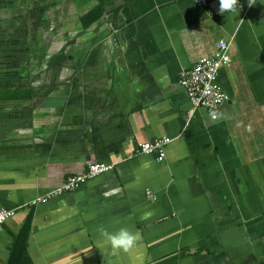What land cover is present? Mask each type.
Returning a JSON list of instances; mask_svg holds the SVG:
<instances>
[{"label": "crops", "instance_id": "1", "mask_svg": "<svg viewBox=\"0 0 264 264\" xmlns=\"http://www.w3.org/2000/svg\"><path fill=\"white\" fill-rule=\"evenodd\" d=\"M239 3L0 0V264L22 231L33 264H264V0ZM221 39L231 98L189 116L181 72ZM163 136V161L135 155ZM125 226L142 239L113 252L99 228Z\"/></svg>", "mask_w": 264, "mask_h": 264}, {"label": "built area", "instance_id": "2", "mask_svg": "<svg viewBox=\"0 0 264 264\" xmlns=\"http://www.w3.org/2000/svg\"><path fill=\"white\" fill-rule=\"evenodd\" d=\"M200 6H207L209 0H194ZM230 42L221 39L217 42L215 51L212 55L201 58L192 67L182 70L179 84L186 90L191 102L192 109L189 111L191 116L198 109H206L209 116L213 119L218 117L219 107L231 96L221 87L218 77L222 67L230 61L229 57ZM172 139L167 136L157 137L149 142L141 143L135 150V155L158 154V160L163 161L166 157V148ZM115 164L95 162L91 163L86 171L79 174L70 175L66 181L52 189L47 195L38 197L34 203L47 202L65 192L73 191L86 181L114 169ZM148 196H154L147 191ZM15 215L13 209L6 208L0 204V231L4 224Z\"/></svg>", "mask_w": 264, "mask_h": 264}, {"label": "clouds", "instance_id": "3", "mask_svg": "<svg viewBox=\"0 0 264 264\" xmlns=\"http://www.w3.org/2000/svg\"><path fill=\"white\" fill-rule=\"evenodd\" d=\"M256 0H249V4H255ZM221 12L240 11L239 0H220ZM99 233L103 241H106L113 252L130 251L137 246L142 239L138 231H133L128 227H121L116 231H109L105 227L99 228Z\"/></svg>", "mask_w": 264, "mask_h": 264}, {"label": "trees", "instance_id": "4", "mask_svg": "<svg viewBox=\"0 0 264 264\" xmlns=\"http://www.w3.org/2000/svg\"><path fill=\"white\" fill-rule=\"evenodd\" d=\"M103 11L96 12L92 10L85 18V23L90 25L102 15ZM88 18V19H87ZM7 264H33L27 253V242L25 241L24 231L16 237V240L10 250V256Z\"/></svg>", "mask_w": 264, "mask_h": 264}]
</instances>
